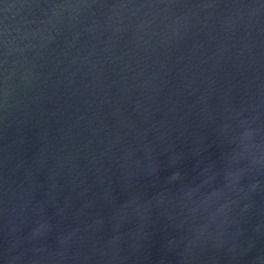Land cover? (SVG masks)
<instances>
[{
    "label": "water",
    "instance_id": "95a60500",
    "mask_svg": "<svg viewBox=\"0 0 264 264\" xmlns=\"http://www.w3.org/2000/svg\"><path fill=\"white\" fill-rule=\"evenodd\" d=\"M0 264H264V0H0Z\"/></svg>",
    "mask_w": 264,
    "mask_h": 264
}]
</instances>
